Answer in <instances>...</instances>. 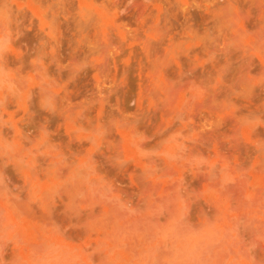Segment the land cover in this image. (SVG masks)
<instances>
[{"label":"rangeland","instance_id":"rangeland-1","mask_svg":"<svg viewBox=\"0 0 264 264\" xmlns=\"http://www.w3.org/2000/svg\"><path fill=\"white\" fill-rule=\"evenodd\" d=\"M0 47V264H264V0H0Z\"/></svg>","mask_w":264,"mask_h":264},{"label":"bare ground","instance_id":"bare-ground-1","mask_svg":"<svg viewBox=\"0 0 264 264\" xmlns=\"http://www.w3.org/2000/svg\"><path fill=\"white\" fill-rule=\"evenodd\" d=\"M1 48V47H0ZM2 68H0V72L2 71V73H3V69L1 70ZM3 76H4V74H3ZM4 78H2V77H0V81L1 80H3ZM5 80V79H4ZM2 82V81H1ZM2 84V83H1Z\"/></svg>","mask_w":264,"mask_h":264}]
</instances>
